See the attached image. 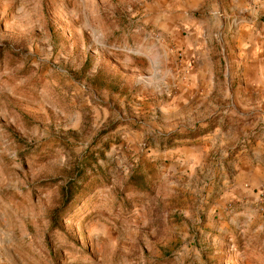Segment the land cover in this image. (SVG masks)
<instances>
[{"label": "rangeland", "instance_id": "rangeland-1", "mask_svg": "<svg viewBox=\"0 0 264 264\" xmlns=\"http://www.w3.org/2000/svg\"><path fill=\"white\" fill-rule=\"evenodd\" d=\"M0 264H264V0H0Z\"/></svg>", "mask_w": 264, "mask_h": 264}, {"label": "trees", "instance_id": "trees-1", "mask_svg": "<svg viewBox=\"0 0 264 264\" xmlns=\"http://www.w3.org/2000/svg\"><path fill=\"white\" fill-rule=\"evenodd\" d=\"M68 194V193H67Z\"/></svg>", "mask_w": 264, "mask_h": 264}]
</instances>
